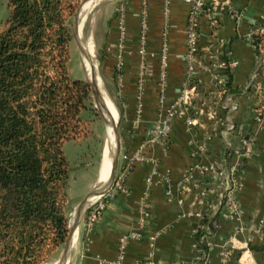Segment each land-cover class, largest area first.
I'll return each mask as SVG.
<instances>
[{
	"label": "crops",
	"instance_id": "crops-1",
	"mask_svg": "<svg viewBox=\"0 0 264 264\" xmlns=\"http://www.w3.org/2000/svg\"><path fill=\"white\" fill-rule=\"evenodd\" d=\"M229 1L240 17L227 13L205 16L201 31L203 59L209 61L217 55L225 62L221 72L227 79V91L209 92L215 89V83L208 75H201L203 93L195 105V111L208 107L219 109L222 122L203 115L189 129L183 119H176L167 145L155 144L142 150L144 159L134 165L126 179L127 193L116 192L108 199L101 217L88 231L84 222L81 224L87 210L80 216L76 211L102 185L103 153L94 181L76 204V223L67 252L65 244L62 257L54 264H149L150 261L152 264H197L202 249L196 243L206 245L210 264H264V105L258 120L256 108L263 97L248 90L259 57L249 35L264 22V0ZM122 4L126 7V44L122 51L124 66L120 82L116 65L122 35L118 9ZM98 6L87 15L81 29L74 18L73 40L89 58L88 44L92 42L93 54L101 56L108 92L119 101L118 107L114 104L120 119L119 172L125 164L124 157L140 151L148 132L159 127L163 38L169 49L167 105L176 100L183 86L187 53L185 29L190 7L184 0H119ZM143 12L148 21V77L139 116L138 76L142 63L139 41ZM92 23L95 27L91 30ZM215 52L218 53L212 54ZM233 61L238 66L231 70ZM258 82L264 94V71ZM112 85L115 87L110 88ZM230 125L232 130L227 128ZM249 134L255 136L256 143L254 152L246 156L245 138ZM164 176L173 187L171 193L162 180ZM238 180L240 187L233 193L238 207L235 213L220 195L232 189ZM70 195L69 182L68 203ZM200 232L204 241L196 237Z\"/></svg>",
	"mask_w": 264,
	"mask_h": 264
},
{
	"label": "trees",
	"instance_id": "trees-1",
	"mask_svg": "<svg viewBox=\"0 0 264 264\" xmlns=\"http://www.w3.org/2000/svg\"><path fill=\"white\" fill-rule=\"evenodd\" d=\"M75 2L8 0L0 30V264L51 263L70 234L63 147L83 134L80 115L93 94L69 72ZM263 42L264 33L253 35L258 56Z\"/></svg>",
	"mask_w": 264,
	"mask_h": 264
},
{
	"label": "built area",
	"instance_id": "built-area-1",
	"mask_svg": "<svg viewBox=\"0 0 264 264\" xmlns=\"http://www.w3.org/2000/svg\"><path fill=\"white\" fill-rule=\"evenodd\" d=\"M190 7L187 25L185 29L186 36V46L187 53L185 55V63H186V75L185 80L183 82V86L179 91L178 97L171 104H166V84H167V76L169 71L168 65V43L165 38H163V46L161 53V81H160V98H159V107H160V120L159 127L152 129L148 132L147 141L144 143L143 147L140 151H137L133 154H128L124 157L125 164L122 169L116 173L113 184L110 188V192L108 195V199L114 197L116 192L127 193L126 188V179L132 171L134 165L144 159L142 154V150L147 146H152L155 144H159L162 146H166L169 141V135L171 133L174 121L176 119H183L187 124L188 128L191 129L198 122L200 116L205 115L208 119L214 120L217 122H222V118L219 113V109H215L213 107H208V109H201L199 111H195V105L197 97L203 93L202 86L204 83L202 82L201 75H208L212 79V83H215V89H209V92H213L215 94H220L222 92L227 91V79L224 77V74L221 72V68L224 67L225 62L221 59L217 58L218 52L212 53L215 56L211 57V60L206 61L203 59L201 52V31H202V19L205 16H211L213 14L218 13H227L232 17L239 18L240 13L237 12L232 3L229 0H184ZM118 19L120 23V29L122 32L120 38L119 46V54L117 57V78L119 81H122V73H123V56L122 51L124 50L126 44V7L124 4L119 6L118 9ZM141 36H140V49L139 55L142 58V63L139 69L138 76V115L142 114V97L143 90L145 88V82L148 77V71L146 67V58L148 55L147 52V32H148V21L146 19V13L143 12V19L141 22ZM264 33V22L254 27L249 35V39L253 41V35L256 33ZM260 54L258 57V63L256 71L253 73L250 79V88L249 92L253 94H258L259 97H263L261 102L258 104L256 108V118L259 120L261 118L262 109L264 105V94L261 93V86L258 82V78L264 71V42L259 46ZM219 55V54H218ZM238 66L237 61H233L230 64V69L234 70ZM208 92V91H207ZM211 93V94H213ZM218 97V96H217ZM218 104V101L215 103ZM228 130H232L233 126H228ZM256 139L255 136L249 134L245 138V155H251L255 150ZM238 173V172H237ZM235 171H233V175ZM239 174V173H238ZM240 175V174H239ZM163 182L166 185L168 192L171 193L173 187L170 183V180L167 176L163 177ZM240 180L234 182V186L232 189L227 191L226 193H222L220 197L223 201L226 202L228 208L232 209L235 213H237V205L234 203V192L238 190L240 187ZM105 196V194L103 195ZM102 196H98L97 199L90 205L88 209V221H87V229L91 231L98 219L101 217L105 207H106V199L105 201L99 202ZM198 234V233H197ZM137 235H133V238ZM201 237L200 241H204ZM155 238H151V247L154 246ZM125 243V239L122 240V245ZM198 249H202L201 256L197 264H210L208 254H206L203 250L201 243H196ZM118 263H121L118 262ZM149 264H152L150 261Z\"/></svg>",
	"mask_w": 264,
	"mask_h": 264
},
{
	"label": "rangeland",
	"instance_id": "rangeland-1",
	"mask_svg": "<svg viewBox=\"0 0 264 264\" xmlns=\"http://www.w3.org/2000/svg\"><path fill=\"white\" fill-rule=\"evenodd\" d=\"M85 1L86 0H76L75 3L78 5L77 12ZM117 2H119V0H103L98 4L99 5L98 7L101 8L106 5L114 4ZM9 15H10V11L8 8V0H0V30L5 28ZM93 25L94 23L90 25L91 30L94 29L95 27V25L94 26ZM71 26L73 29L74 19L71 23ZM70 48H71V60L69 63V72L71 77L90 84L93 90V94L91 95L90 102L87 104L86 109H84L80 115L81 128L83 129V134L78 139L83 140V142L68 141L64 144L63 147L71 169V173H70L71 195H70V202L68 204L67 212L69 216V227H72V225L76 223L75 222L76 204L78 203L79 198L82 192H84L85 188L91 182L94 181V178L98 172V166L103 157L102 154L105 153L104 150L108 141L107 117L105 118L106 116L104 113L105 109L100 106L103 100H101L98 103L96 97H104L105 95L104 93L106 92L109 98L112 100V102L116 105V107H118L119 101L115 98L117 96H112L111 93L107 92L109 87L107 81H105L102 75V62L100 60L101 56L97 53L94 54L92 57L90 56V61L92 63V66L94 67L93 68L94 74L101 80V84H102L101 85L102 89L98 90L97 88L98 91V96H97V94L94 93V86L92 85L93 82L91 81L87 73V69L85 66L86 61H84L85 57L83 56V53H81V51L78 49L77 44L74 40H72ZM113 87L115 86L112 85V87L110 88ZM119 121L120 119L117 120L115 125V129L118 130V132L120 127ZM97 188H95L94 190H96ZM109 192L110 189L105 193V196H102V198H100L99 202L108 199ZM89 196L87 199L88 205L90 203ZM93 202H91V204ZM88 209L87 212H85L84 217L81 219L82 220L81 224H83L84 222L85 228H87V221L89 216ZM62 250L55 257V259L48 264H54L56 262L58 263L60 258L62 257L61 255Z\"/></svg>",
	"mask_w": 264,
	"mask_h": 264
},
{
	"label": "bare ground",
	"instance_id": "bare-ground-1",
	"mask_svg": "<svg viewBox=\"0 0 264 264\" xmlns=\"http://www.w3.org/2000/svg\"><path fill=\"white\" fill-rule=\"evenodd\" d=\"M101 1H103V0H87L83 4V8H82V12H81V20H80V29L82 28L83 23L85 22V20L87 18V15L90 14L91 10L96 5H98ZM89 41H90V39H89ZM93 50H94L93 44L90 41V43L88 44V54L90 53L89 56H91V57L94 55ZM83 56L85 57L84 61H86L85 66H86L89 78L91 79L92 82H94L95 84L98 85L99 90L102 89L101 88V85H102L101 80L94 74V69H93L94 67L92 66L90 58L86 55H83ZM104 94H105L104 97H102L103 102L100 106L105 109L104 113L106 116L105 115L104 116H105V118L107 117L108 141H107V144L105 147L104 162H103L102 173H101L102 176L100 175L101 176L100 182H101L102 186L100 185L96 189V193H94L90 196L91 201H90L89 205L91 204V202L96 200L98 195H100L102 193L103 189L107 188L108 184L110 183V171H111V157L110 156H111L112 152H114L116 149V139H115L114 130H115L116 122L118 120V113H117V110L115 108L114 103L109 98L108 94L106 92ZM103 182H105V183H103ZM72 227L74 229L75 223L72 225ZM75 242H76V237L74 236L73 244Z\"/></svg>",
	"mask_w": 264,
	"mask_h": 264
},
{
	"label": "water",
	"instance_id": "water-1",
	"mask_svg": "<svg viewBox=\"0 0 264 264\" xmlns=\"http://www.w3.org/2000/svg\"><path fill=\"white\" fill-rule=\"evenodd\" d=\"M82 8L83 7L81 6L80 9L77 12V15L75 17V24H80ZM92 85L94 86V93L97 94V96H98V91H97L98 85L95 84L94 82L92 83ZM96 100L99 103L103 99H102V97H96ZM114 132H115V139H116V149H115L114 152H112V154L110 156L111 157L110 183L108 184L107 188H105L102 191V193L100 195H98V196H103L111 188V186L113 184V181H114V178H115L116 171H117V164H118V159H119V155H120V140H119V136H118V131L115 129ZM94 193H96V190L92 194H94ZM89 207L90 206L88 205V200H87L76 211V214H79L78 216H80L82 211L85 212ZM72 234H73V229H72V227H70V234H69L68 240L66 242V244H67L66 252H67V249H68V245L70 244V241H71V238H72Z\"/></svg>",
	"mask_w": 264,
	"mask_h": 264
}]
</instances>
